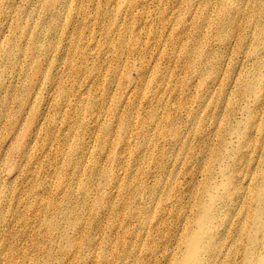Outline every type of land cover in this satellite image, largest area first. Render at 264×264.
Segmentation results:
<instances>
[{
    "label": "rangeland",
    "instance_id": "obj_1",
    "mask_svg": "<svg viewBox=\"0 0 264 264\" xmlns=\"http://www.w3.org/2000/svg\"><path fill=\"white\" fill-rule=\"evenodd\" d=\"M43 1L52 0L12 8L34 12L33 26ZM62 2L59 33L33 36L35 54L9 29L16 13L0 28L13 49L12 61L0 56V264L10 249L18 264H72L75 251H57L60 233L37 239L48 230L42 219L63 226L68 210L80 219L77 236L92 205L99 215L82 235L95 257L86 264H168L212 208L217 235L205 246L219 256L204 258L240 262L254 232L243 221L264 199V38L251 39L264 24L260 0ZM225 16L232 24L218 26ZM197 45L215 57L210 75L198 64L204 55L187 56ZM34 62L46 74L33 72ZM25 80L22 106L15 87ZM257 238L264 252V233Z\"/></svg>",
    "mask_w": 264,
    "mask_h": 264
},
{
    "label": "bare ground",
    "instance_id": "obj_2",
    "mask_svg": "<svg viewBox=\"0 0 264 264\" xmlns=\"http://www.w3.org/2000/svg\"><path fill=\"white\" fill-rule=\"evenodd\" d=\"M16 2V0H6V4L10 6V9L7 11V14H2V10L0 7V20L1 25L0 28L3 26L4 21L7 19V16H10L14 13L17 14V20L13 22V24H9V29L12 30L13 34L18 38V39H23L26 41L27 45L24 47V54H35L37 50H39V46L36 43V41L33 38V36H39L42 32V30H49L51 35H54L56 32L59 33L58 29L60 28V14L57 13V7H61L63 5L62 0H52L50 1H43L41 3V15L39 16V19L37 21H34V25H30V19L33 17L35 14L34 12H24L23 10H18L15 8H12V5ZM25 4L27 6L32 5L35 3V0H25ZM208 3L204 5L205 8H207ZM260 9L261 11L264 10V0H260V3L255 7ZM26 16V24H22L21 18L22 16ZM52 16L51 21H46L47 18ZM3 17V19H2ZM225 20H220L219 22L217 21L216 24L219 25H228L232 24L233 19L228 16H225ZM257 27V34L252 37V41L256 43V40H260L261 38H264V24L262 22H258L256 24ZM221 40H224L221 38ZM51 49L50 48H44L43 52L45 55L43 57L47 58L50 54ZM261 50H259L260 52ZM13 49L12 47L7 48V45L3 43L0 40V56L9 59L10 61L13 60ZM198 57H201L204 55V58L198 62L200 65V68L202 71L205 70V74L210 75L212 71L215 69V57L212 56V53L210 50H204L201 45H197L194 47L192 50L187 52V56H194L197 55ZM262 55L264 57V51L262 53H258L257 56ZM245 58L242 60L244 61ZM194 62H196L194 60ZM32 71L34 72H41L42 74H46L43 70L44 68L41 65V62H34L32 66ZM256 67V63L254 68ZM242 74L244 72L241 71ZM30 72H24V75L27 77H31ZM215 76V72L212 75V77ZM210 77V78H212ZM30 81L25 80V84L21 86H16L15 90L18 91L19 97H20V102L23 106L24 101L27 100L29 94L31 93V88H30ZM203 84H206V81L203 82ZM264 84V82H263ZM261 98H264V92L263 90L261 91ZM26 98V99H25ZM34 104V103H33ZM31 104V106H33ZM33 126H36L37 124H34V122H29L24 126L26 129L30 128ZM23 132L19 133L18 136L16 137V140L19 138L20 135H22ZM222 171V169H220ZM224 170V169H223ZM258 176L261 178L262 172L258 174ZM264 183V182H263ZM262 183V186L264 184ZM259 192V191H258ZM256 192V198L259 197L260 193L257 194ZM219 197V196H218ZM220 198V197H219ZM263 198H264V192H263ZM195 199H197V196L195 195ZM231 199V198H230ZM257 207L255 208L252 206V214H250V221L246 217L243 221V226L245 227L246 225L249 226L250 228L254 231L251 235H246V241L241 246V261L236 262L234 264H264V252L260 248V240L257 238V234H263L264 233V199L262 200H257ZM254 207V208H253ZM111 208L114 210L115 206L114 205H108L105 207V209ZM4 209V207H0V210ZM95 207L94 205L91 206L90 208V215L83 225V228L81 229L82 233H80L77 236L71 235L72 230H76V227L80 224V219L78 216L72 217L69 214L68 210H65L60 217L65 218L68 221L65 223V225H61L59 223L58 217H46V219H42V222H47L49 225H47L48 230L45 231L42 235H39L37 239H49L53 241L55 238V233H60L62 239L61 242L62 244L57 246V251L60 252L61 254L65 253H71L75 251L74 255V262L72 264H86L89 262V259H93L95 257V251L91 248L92 244L88 242L87 236L89 235H82L84 232V228H87L88 226H91L92 216L94 215H99V212L97 210H94ZM217 209L212 208L208 212H206L205 215H202L199 217L200 223V229L198 230H187L184 235H182L181 238V245L180 249L181 253L175 257H171L168 261V264H208L207 260L204 258V251L210 250L211 248L208 245L212 242L215 241V237L217 234L214 232V220L216 216ZM5 215L4 212H0V223L4 221ZM252 219V220H251ZM82 235V236H81ZM86 240V241H85ZM220 242L221 240L218 239ZM233 249H236V246H234ZM51 253V250L47 251V256L49 257ZM207 258L210 261H213V259L217 256H219V253L216 252L215 249H212L207 252ZM228 254L225 255V257ZM99 256L102 259V262L107 261L108 257L106 254V251L103 249L99 252ZM52 258H47L42 261H33V264H51ZM158 262V260H157ZM156 262V263H157ZM2 264H18L15 260V252L14 250H8L5 253V260L3 261ZM116 264H124L122 261H117ZM222 264H228L227 261H223Z\"/></svg>",
    "mask_w": 264,
    "mask_h": 264
}]
</instances>
